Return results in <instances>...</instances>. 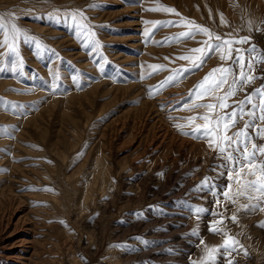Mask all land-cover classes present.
Returning <instances> with one entry per match:
<instances>
[{
  "label": "rangeland",
  "instance_id": "374dc122",
  "mask_svg": "<svg viewBox=\"0 0 264 264\" xmlns=\"http://www.w3.org/2000/svg\"><path fill=\"white\" fill-rule=\"evenodd\" d=\"M76 10L87 17L98 50L86 47L65 19ZM0 17L46 46L21 37L23 65L0 73V264H192L204 257L205 245L219 247L227 237L239 243L230 255L221 248L215 264H264V211L241 207L256 200L223 201L219 192L228 180L216 169V153L174 127L205 113L180 109L189 90L223 63L219 54L149 95L170 75L150 65L190 67L177 57L193 55L189 50L208 39L166 40L190 30L182 20L224 39L249 37L264 50V0H0ZM167 21L174 23H146ZM6 54L0 46V67H10ZM254 74L264 76V65ZM262 84L257 79L228 103ZM205 177L216 188L196 190ZM197 207L207 210L199 219ZM213 212L223 217L218 234L209 231L221 219Z\"/></svg>",
  "mask_w": 264,
  "mask_h": 264
},
{
  "label": "snow or ice",
  "instance_id": "6c2138e0",
  "mask_svg": "<svg viewBox=\"0 0 264 264\" xmlns=\"http://www.w3.org/2000/svg\"><path fill=\"white\" fill-rule=\"evenodd\" d=\"M149 11H158L161 9L152 8ZM165 12L176 13L173 8H163ZM12 15V14H9ZM66 20H71L76 29L77 37L85 39V46L89 43L93 45V51L98 50L101 45L96 39V34L91 26L86 23L87 17L80 10L65 12ZM52 18L51 16L49 17ZM36 19H40L37 17ZM221 22L224 23L223 14H221ZM162 24L168 26L174 22H146ZM182 26L188 27L190 30L181 32L177 36L166 38L175 42H182L184 39L194 38L197 34L206 36L208 39L201 41V47L190 49L193 55H184L177 57V59L189 61L190 67L166 69L164 65H150L156 71H169L170 75L165 80L159 83V86L149 91V95L158 94L162 89L168 87L170 84H176L181 79L185 78L187 74L198 70L203 66L210 54L215 52L219 54V59L223 62L221 65L213 68L208 72L201 81H199L194 89L189 90V100L185 102L180 110L193 111L195 109H205L204 114L183 117L186 123H176L174 127L182 135H191L195 139H203L208 145L209 149L216 153V158L221 161L216 166V169L223 168L225 171L219 172V175L226 174L228 184L224 190L219 192L223 197V201L231 204H236L238 199L243 197L249 201L256 200L255 204L241 205L245 210H260L264 211V207L260 206V202L264 201V144H258L257 140H264V84L261 87L253 89L251 93H245V97L240 101H233L229 104L228 101L234 97L237 92L242 91L246 86L254 83L257 79L264 81V76H256L255 70L258 66L264 65V50H258L255 45L250 44L249 37H242L236 39H224L219 35H215L208 28L195 24L194 21H181ZM0 31L3 32L4 39L0 46L7 47V58L10 67H0V73L10 71L15 73L19 67L23 65V59L20 55L19 43L21 37L25 43L34 42L36 47H46L37 38L29 36L28 33L19 28L15 23L6 22L4 17H0ZM146 37L149 35L145 33ZM236 44H249L247 48L233 47ZM198 54V55H195ZM167 59V58H166ZM233 65L236 66L234 69ZM143 78V77H142ZM227 86V87H225ZM222 92V95H215ZM193 97L195 99H193ZM202 97H212L215 103H196V100ZM231 111H222L226 109ZM215 110V111H214ZM247 117V119H245ZM171 118V117H170ZM196 120H202V125L193 123ZM243 120L242 128L231 132L232 128H236L237 123ZM191 127V133L184 131L185 128ZM231 132V134H229ZM213 169V170H216ZM233 184L236 185L233 190ZM215 189L210 177H205L197 186L196 190L203 188ZM37 190V189H32ZM43 191H51L49 188L40 189ZM214 196L217 195L213 191ZM222 203L220 199L216 200L219 206ZM237 210H240L239 208ZM197 219L200 214L206 212L204 208L193 209ZM139 215V214H138ZM213 216L220 215L219 221H214L209 227V231L213 234H218L223 231L218 225L223 223V217L220 213H212ZM232 222H238L235 213L229 218ZM61 223H63L61 221ZM261 227H264V222H261ZM197 230H193L192 235H197ZM225 236L227 234L225 233ZM147 244V241H143ZM201 244L205 242L200 241ZM239 242L233 237H227L224 243L219 247L208 248L205 245V255L200 260H193L192 264H215L217 254L220 249L229 252ZM227 264H232L228 260Z\"/></svg>",
  "mask_w": 264,
  "mask_h": 264
}]
</instances>
